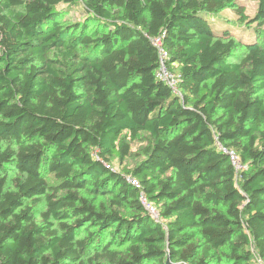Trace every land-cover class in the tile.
Returning <instances> with one entry per match:
<instances>
[{
    "label": "trees",
    "instance_id": "16d2710c",
    "mask_svg": "<svg viewBox=\"0 0 264 264\" xmlns=\"http://www.w3.org/2000/svg\"><path fill=\"white\" fill-rule=\"evenodd\" d=\"M141 134L142 161L115 171ZM257 258L264 0H0V264Z\"/></svg>",
    "mask_w": 264,
    "mask_h": 264
},
{
    "label": "built area",
    "instance_id": "2783aa9c",
    "mask_svg": "<svg viewBox=\"0 0 264 264\" xmlns=\"http://www.w3.org/2000/svg\"><path fill=\"white\" fill-rule=\"evenodd\" d=\"M152 43L158 49V53H159V67L156 73L157 78L162 82H164L165 84H167L172 89L174 94L180 95L181 92L179 91V83H180L179 76L176 75L175 73H172L169 67L167 66V59L169 57L168 52L162 46L160 38L154 39ZM229 156L236 171L239 172L240 170H242V164L239 160L238 155L235 152H230ZM130 183L133 186L140 188V185L136 179H130ZM141 200L143 205L146 207V209L155 218H158L156 210L152 207L150 203H147L148 201H146V198L143 196ZM256 264H264V261L260 258H257Z\"/></svg>",
    "mask_w": 264,
    "mask_h": 264
},
{
    "label": "rangeland",
    "instance_id": "374dc122",
    "mask_svg": "<svg viewBox=\"0 0 264 264\" xmlns=\"http://www.w3.org/2000/svg\"><path fill=\"white\" fill-rule=\"evenodd\" d=\"M247 7V14L250 18H253L257 12L258 3L253 1L245 2ZM225 17L231 19L232 21H236L237 17L230 11L225 12ZM72 17L79 16L78 12L75 11L71 14ZM177 73H178V69ZM132 155L125 161L124 164H120L118 160H115L113 163V167L115 171L122 172L123 168H131L136 166L140 161H142V148L146 147L149 144V139L147 134H141L136 141H132L131 143ZM147 201V200H146ZM149 203V202H147ZM152 207L156 210V207L152 205ZM44 211V206H39L38 212ZM40 218L38 217V221ZM82 236H86V232L83 231Z\"/></svg>",
    "mask_w": 264,
    "mask_h": 264
}]
</instances>
